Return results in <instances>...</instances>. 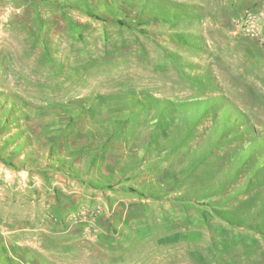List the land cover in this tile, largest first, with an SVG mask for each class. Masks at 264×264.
<instances>
[{
    "label": "rangeland",
    "instance_id": "1",
    "mask_svg": "<svg viewBox=\"0 0 264 264\" xmlns=\"http://www.w3.org/2000/svg\"><path fill=\"white\" fill-rule=\"evenodd\" d=\"M0 264H264V0H0Z\"/></svg>",
    "mask_w": 264,
    "mask_h": 264
},
{
    "label": "bare ground",
    "instance_id": "2",
    "mask_svg": "<svg viewBox=\"0 0 264 264\" xmlns=\"http://www.w3.org/2000/svg\"><path fill=\"white\" fill-rule=\"evenodd\" d=\"M12 9V8H11ZM13 9H14V7H13ZM75 256V255H74ZM74 258V257H73ZM76 258H77V256H76Z\"/></svg>",
    "mask_w": 264,
    "mask_h": 264
}]
</instances>
